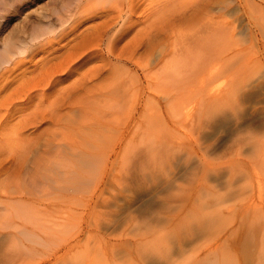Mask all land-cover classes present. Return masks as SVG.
Returning a JSON list of instances; mask_svg holds the SVG:
<instances>
[{"label":"rangeland","instance_id":"rangeland-1","mask_svg":"<svg viewBox=\"0 0 264 264\" xmlns=\"http://www.w3.org/2000/svg\"><path fill=\"white\" fill-rule=\"evenodd\" d=\"M9 1L12 3L8 6L5 5L7 1L4 5H0L1 50L8 39H10V41L13 40L15 43L14 45L29 41L34 27L38 24H46L48 21H50V23L55 22L59 11L66 14L67 17L74 13L75 20L74 23L68 25L65 33L66 37L64 36L65 40H54L51 38L49 41L50 44L44 46L40 44L35 46L33 51L29 54L18 56L16 58V64L12 66L11 70L7 72L3 79H0V157H3L1 158L4 159V164L7 165V163L12 160L15 153L18 154L17 151L19 148L22 147L24 141H26V139L28 140L30 137L35 138L37 135H40L39 137L41 139V145L38 149L34 147V150L32 147L33 149L31 150L33 151L29 152V156L27 155L28 157H26V165L29 164L28 167L30 170H32L31 166L38 163L42 159V156H44L43 154L46 150V147H44L45 145H65L66 141H73V139H75L74 135L65 137L64 133L66 130H63V128H65L67 124L72 126L73 118L75 119L74 124L78 122L79 115L77 111V113L75 111L72 113L70 110L72 114L69 110H67V114L65 111L62 120L64 116H66V118L63 120L64 122L61 120L59 125H56L57 127L54 126V124H40L38 128L31 129L32 127H30L28 123L29 119L34 114H38V112L49 111L51 106L49 103L54 100L57 92H55L54 89L50 90L48 88L49 86L44 85V87L43 84H45L46 81L50 84V81L54 80L53 86L58 85L57 88H59L57 90H59L69 84L70 80L74 81L73 77L77 73H84L86 71L91 74H98L96 70L100 69L99 66L107 64L109 61L105 58L110 57L112 60V68L109 74L113 73L116 78L121 76L122 79L126 81L132 78V80H130L132 84L130 86V92L135 95L134 99H137V97L140 100L142 99L143 105H138V109L136 110L130 109L128 111L131 117L125 122L128 128L127 135H129V153L127 156L119 153L123 143L122 140H120L121 137L118 136V130L114 129L115 135L113 132L109 135L114 136L112 148L116 151L112 152L111 159H107V161L105 157L98 156V159L95 158L100 166L97 167V170L93 168L84 173L82 179L87 177L88 181L86 179V182L85 180L82 182V180V185L81 182L77 183V177L74 179H61L62 181H58L52 185L53 189L54 186L58 187L61 183H65L60 186L61 190L58 187L60 191L56 190L57 187L54 189L56 190L55 192L50 189L51 193L45 196V198L44 196L37 197L35 200V203L37 202L36 205L34 202L31 203V205L34 206H31V208L33 207L32 209L35 210V214H29L31 218H28L27 221L33 218L34 222H36L39 227L38 225L36 227L29 225L34 235H36L30 237L34 239V242L28 241L27 243H30L37 249L35 252L37 255H25L26 251H21L17 258V250L14 251V253H16L14 255L15 257L13 253L11 255V249L15 246V238L7 234L13 229L11 227H5V224L9 221L6 217L0 218V227L2 228V230L0 228V264H205L203 262V259L206 257L205 243L206 245L208 244L205 241L208 238L204 234V231L200 229V240L197 242L196 239H198L199 236H196L198 229L196 218L199 217V213H195L197 217H195V215L188 217L191 214L187 213V211L193 210L194 199L197 195L198 179L202 178L204 174L201 165V155L204 151H207V149L212 156H216V154L219 155L238 128L251 124L257 126L264 121V35L261 32V27H259V25H257L259 28L256 26V20H254V18L252 19L249 14L251 10L248 7L251 8V6L248 5L247 0H210L213 4L212 9H216L212 11L210 15L220 16V21L225 20V24L226 22L228 24L223 25V32L227 34L226 43L234 47L236 46L237 48L235 47V49L240 48L241 55L238 54V56L241 60L238 59L237 63L240 64L239 67L242 72H240V75H243V77L241 76L242 82L240 87L243 88L242 91H244L243 94L245 96L241 104L239 116L231 115L229 121L226 122L225 125L222 124V127L216 126L218 129L215 132L213 129L207 128V126H214V124H210L209 121V123L205 121V123L208 124L203 125L205 117H203L204 115L201 114V112L203 113L204 110L206 111L207 109L211 112L215 108L227 107L229 101L226 97L222 99L219 98L220 101H218L219 99L214 100L216 102L212 100V102L209 103V105H211L207 108L200 106L199 109H196V112L194 110L193 115L189 118L182 115L171 114L172 111L168 106V102L164 99L165 95H161L160 97V104L162 105L153 103L150 104L151 108H149V104L145 101V99L148 98V94H151L150 99L154 98L152 97V93H150L151 88H149V84H147L146 81L147 76L139 65H142L143 62L145 64V62H148V59L150 63L148 62L142 66L153 64V60L157 61V59H161L160 61H162V53L166 51V48L169 49L170 40L169 43L165 42L168 46L163 45V47L161 45L165 50L159 48L161 50V52H159L156 49L148 56L145 54L144 50L141 49L139 53H141V51L143 52L140 55L139 53L135 55L137 60L134 59L135 56L134 58L127 56L128 58L123 61L124 63L113 59L114 57L109 50L115 48L117 52H120L122 51L120 50L122 47L123 50H127L126 47L131 41L136 44L139 41L143 43L145 39L151 35V31L160 27V25L163 24L161 22H165V20L168 19L171 12L170 15H172L175 10H179L177 12H180V10H185L186 7L192 8L196 2L200 0H137L135 8H130V1L132 0H125V2L124 0H119V4L122 7L120 5H118L120 6L118 7L116 6L117 3L114 4L107 0L101 2L95 1L92 5L89 4V2H85L86 0H23L22 3H20V0ZM260 1L261 0H258L257 2ZM18 2L22 4V6L19 5ZM219 8L220 10H218ZM254 15L256 16L255 13ZM164 16L166 19H163ZM160 17H163V21H158ZM114 18H116V20H114ZM216 20L217 19H214L211 23H214ZM107 21H109L108 24ZM154 21L156 25L160 24L155 26ZM223 21L221 22L223 23ZM220 25L221 23L218 26V22H216V25L214 23L212 27L219 28ZM100 26L107 27V34L101 39L99 51L94 50L95 52H85L84 57L79 60V64L75 65L72 63L70 73L58 72L55 74L60 63L64 64V62H70L71 60L76 61L75 58L70 57V52L66 50L67 48L70 50L72 45L76 43V34ZM227 26L228 28H226ZM144 28H147V30ZM179 29L182 28L180 27ZM91 32L95 33V30ZM135 35L136 37H133ZM232 36L234 37L232 38ZM140 38L142 39L140 40ZM179 38L182 39L183 37L179 36ZM234 41L238 42V44ZM114 42L116 45H112ZM60 50L64 53L62 54ZM153 54L154 56H151ZM137 55L142 58H138ZM144 57L147 59L144 60ZM99 58L101 62H99ZM150 59L152 60L150 61ZM94 63L96 65L99 63L97 65L98 67L95 68L96 65ZM109 68L108 66L106 67V69ZM249 69L250 71H248ZM150 71L153 76L157 72V69ZM148 74L151 76L149 72ZM169 79L170 80H167V82H170L172 78ZM220 81L222 82L223 80H219L216 85H219ZM60 85H62V87H60ZM47 107H49V110ZM44 108L47 109L44 110ZM67 116L70 117L67 118ZM69 122H71V124ZM200 122L203 126L199 124ZM60 125L62 126L60 127ZM75 125H77V123ZM118 126L116 125V127ZM21 130L25 132L24 136L19 133ZM205 130H208L207 132L211 131V133L209 137L207 136L208 138L204 137L200 140V146L202 147L199 150L202 151L197 153L192 150V141L195 139V136H198V133L202 136ZM74 133L75 132H73V134ZM64 138L67 139L64 140ZM52 141H54V143ZM75 151L77 152L79 150L75 149ZM69 162L72 161H68V163ZM106 162L108 163L107 166ZM197 176L200 177L196 179ZM3 178L4 176L0 175V182L3 181ZM9 182H13L17 185L19 183L17 181ZM69 182H73L74 184L70 185ZM58 183L60 184L58 185ZM21 184H23V181ZM65 185H67V188ZM209 185L213 186L214 184L211 183ZM68 186H71L69 191L71 192L73 190L72 193L66 191V189L69 188ZM75 186H78L76 192L74 191V188H76ZM62 187H64V189H62ZM22 189L24 191L26 190V188L24 189L23 187ZM5 191V188L1 189L0 206H7L9 204V206L11 205L10 207L7 206L9 209L12 208V206L15 208L14 202L10 203L5 199L8 194H5ZM221 193H223V191ZM59 199H61V201ZM242 202L243 201L237 203L240 209L242 208L241 204L242 206L245 204ZM16 205L18 206V203H16ZM20 208L22 209L23 207ZM37 211H39L40 214L37 215ZM250 213L251 217H253L254 215L252 216V212ZM186 215L188 219L191 218L192 223L190 222L183 225V222L187 219ZM42 216H44V218ZM166 217L173 223H168ZM158 219H162L163 222L159 223V225H164L166 229L170 227L171 230H175L176 227L180 225V227H177L179 228L177 231L181 232L175 234L176 237L180 234V237L174 240L175 244L173 243L170 249L167 248L166 243L161 242L160 244L158 242L160 236L156 231L162 227L156 224L159 221ZM240 219L239 217L237 220L238 222H235L232 226L231 231L235 230V236L233 235V238L231 237L229 246L235 250L234 253H239L244 256L246 247L249 249L255 247V244L251 242L248 237V230L253 228L256 224L261 222L263 224L264 221H260L255 217L253 220H244L240 223ZM177 220L181 221V223ZM1 221L6 223L3 224ZM176 221L177 223H175ZM1 224H3V226ZM183 226L184 228H182ZM3 227H5V229ZM155 228L158 230H155ZM160 231L162 232L163 230L160 229ZM59 232L61 233L59 234ZM164 232L166 233L168 231L164 230L163 233ZM228 234H224L225 236L223 237H226ZM38 236L42 237L38 238ZM249 241L250 244L248 245L247 243H249ZM68 243L71 244L68 246ZM200 243L202 244L200 245ZM245 244H247L246 247ZM202 245L205 247H202ZM144 246H146V248ZM148 250L149 254L152 256L147 253ZM158 250L160 251L157 253ZM253 251L251 250L250 252ZM152 252H156L158 255L155 254L154 256ZM160 252H162L163 255L168 254V258L164 260L165 262L162 260L160 262L155 261V258H157L156 256L161 257L162 254ZM184 252L185 256L183 257ZM246 252L247 255L249 254L253 258L255 257V255L253 256L250 254L249 250ZM22 253H24L25 256H23ZM42 253H44V255H42ZM8 255L9 257H6ZM247 255H245L247 258L246 260H249V258L254 260L252 257H249V255L247 257ZM12 256L17 258L18 261L14 258V260L10 259ZM245 256L243 258H245ZM74 257L76 261H74ZM3 258H9L8 260H11V262L7 261V259L4 262ZM151 258H153V260ZM27 259H29V261H27ZM157 260H159V258H157ZM92 261L95 262L92 263Z\"/></svg>","mask_w":264,"mask_h":264},{"label":"bare ground","instance_id":"bare-ground-1","mask_svg":"<svg viewBox=\"0 0 264 264\" xmlns=\"http://www.w3.org/2000/svg\"><path fill=\"white\" fill-rule=\"evenodd\" d=\"M6 1L7 3L5 4ZM95 1L101 2L103 0H86L85 2H89V4L92 5L95 3ZM107 1L112 2L114 4L117 3L116 6L120 5L119 0H107ZM257 1L247 0L248 5L251 6V8L248 7L251 10L249 14L252 19L254 18V20H256L257 22L256 26L259 25V27H261L260 28L261 32L264 35V0H261L260 2H257ZM22 2L23 0H20V3ZM136 2L137 0L130 1V8H135V6L137 5ZM0 3H1L0 5L5 4L8 6L12 2H10L9 0H2V2ZM20 3L19 5L22 6V4ZM212 6L213 4L211 3L210 0H200L196 2V4L192 8L186 7L185 10H180V12H177L179 10L177 11L175 10V12L173 11L174 13L172 15H170L172 12L169 14L168 19H166L165 16L164 18L162 17L163 19H166L165 22H161L163 24H161L160 27H158L154 31H151L152 33L150 32L151 34L150 36L148 37L145 36L147 38L145 39V41L142 40L144 41L143 43H140L141 41H139L136 44L133 41H131L129 45L127 44L128 45L127 47L124 46L126 47L127 50H123V47L122 49H120L119 47V49L122 50L120 52H117L115 48L109 49V50L112 56L114 57L113 59L119 62H123L128 57L134 58V56L138 54L141 49H143L145 54H147L148 56L152 54L153 51L156 49L157 51L161 52L160 49L165 50L163 48L164 47L163 45L165 46L167 45L165 44V42L169 43V40H170L169 49L165 47L166 51H163L162 53V57H163L162 61H160L161 59L156 58L157 61L153 60V64L142 66L149 62V59H148V62H145V64L143 62L142 65H139L147 76V77L145 76L146 81H147V84H149V88H151L150 93H152L153 95L152 97L154 98V99H150L151 94H148V98L145 99V101L146 103L149 104V106L150 104H153V103L155 104L158 103L159 105H162L160 104V101H161L160 97L161 95L162 96L165 95L164 99L166 100V102H168V106L170 110L173 112V113L171 112V114L179 115V116L182 115L184 117L189 118L190 116L193 115L194 110L196 112V109L197 108L199 109L200 106L207 108L211 105V104L209 105V103L212 102V100L214 101L219 98L222 99L223 97H226L227 100L229 101V104L227 107L217 108V109L212 108L214 110L211 112L209 109H207L206 111L204 110L203 113L200 111L201 114L204 115L203 117H205L203 125L208 124L209 122L210 124H214V126H207V128L209 127L211 130L213 129V131L215 132L218 129L216 128V126L218 127V126H221L222 124L225 125L226 122L229 121L231 115L237 116V117L239 116V113L241 112V104L243 103L245 96L243 94L244 91H242L243 88L240 87V84L242 82L241 76L243 77V75H240V72H241L240 67H239L240 64L237 63V60L239 59L238 54L241 53L240 48L235 49L236 46L234 47L233 45L231 46L226 43L227 34L223 32V27H224L223 25L225 24L224 22L225 20L224 21L221 20L223 21L222 23L219 18L220 16L217 17L214 15L213 16L210 15L212 11L216 10V9L213 10ZM218 10H220V8ZM254 13L256 14V16L254 15ZM74 15L75 14L72 13L71 15L67 17L66 14H63L61 11H59L58 17L55 22L50 23V21H48L46 24L42 23V24L36 25L34 27V30H32V34L30 36L29 41L25 43L22 42L21 44L14 45L15 44L14 41L12 40L13 41L12 42L10 41V39H8V41L5 42L2 50L0 49L1 50L0 52L1 53L0 79H3L4 76L7 74V72L11 70L12 66L16 64L15 62L18 56L29 54L31 51H33L35 46H38L40 44H43V46L46 44H50L49 41L51 40V38L54 40L64 39V36L66 37L65 33L68 28V25L74 23V20H75ZM160 18L158 21L160 20L163 21V19L162 18L160 19ZM214 19H217L214 22L215 25H216V22H218V26L221 23L219 28L216 27L217 29L212 27L214 23H211V21L213 22ZM114 20H116V18H114ZM108 22L109 21H107V24ZM154 25L157 26L156 23ZM225 25H228L227 22ZM102 26L98 28L97 27L92 28V29L90 28L91 30H87L85 32L83 31L79 34H76V39H75L76 43L74 45H72L73 43L71 44L72 47L70 48V50L68 48L67 49L64 48L68 52H70L69 53L70 57L75 58L76 61H72V60L70 62L63 61L64 64L60 63V66L57 68V71L55 74H57L58 72H66V74L70 73L71 68H72L71 66L72 63L75 65L79 64V60L84 57L85 52L90 53L94 50L99 51L100 42L102 41L101 39L103 38V36H106L107 34L106 33L107 27H102ZM180 27L182 29H179ZM229 27L231 28L230 25ZM226 28H228V26ZM93 30H95V33L91 32ZM145 30H147V28ZM104 32H105V35H104ZM56 33H59V34L56 36ZM179 36L183 38L180 39ZM133 37H136V35ZM233 37L234 36H232V38ZM129 38H132V37H129ZM141 39L142 38H140V40ZM235 43L238 44V42H235ZM112 45H116L115 42ZM69 47H70V44H69ZM142 52L143 51H141V53ZM141 53H139V55ZM151 56H154V54ZM139 57L140 56H138V58ZM242 58L244 59L243 56ZM105 59H107L109 62L105 64L104 66L103 65L99 66L100 69L96 70V72L99 75L95 73L91 74L86 71L84 73L76 72L77 74H75L73 77L74 81L70 80L69 84L65 86L63 85L64 87L60 85V87L62 88H60L59 90H57L59 88V87L57 88L58 85L53 86L54 80L51 79L52 81H50L51 82L50 84L52 85H50L46 81V83L43 84V86L44 85L49 86L48 88L50 90L54 89L55 92L57 91L54 97V100L51 101V103H49L51 105L50 110H49V107H47L49 111L38 112V114L37 113L34 114L28 121L30 127H32L31 129H35L36 127L38 128L39 127L38 125L40 124H49V125L54 124V126L56 125L58 126L60 121L62 120L63 114H65L64 113L65 111H66V114H67V110L69 111L71 110L72 113L73 111L75 112L77 111L79 115L78 122H76L77 125H75L76 123L74 124L75 119L73 118V122L72 120L71 122L73 123L72 126L74 128L69 124H67V126L65 125L66 127L63 128V130L64 129L66 130L64 133L65 137L74 135L75 139H73V141L68 140V142L66 141L65 145H59V144L53 145V146L51 145L48 146V144L45 145L44 147H46V150H45V153L43 154L44 156H42V159L39 162L37 161L38 163H35L34 165L31 166L32 170H30V168L28 167L29 164L26 165L27 164L26 157L29 156L28 155L29 152L33 151L31 149H33L34 147H37L38 149V147L41 145L40 144L41 139L39 137L40 135H37L35 138L30 137L28 138V140L26 139V141H24L23 143V146L20 147L19 150L17 151L18 154L15 153L14 157L9 163H7V165L4 164L5 161H3L4 159H2L3 157L2 156H1L2 158L0 157V173H1L0 175L4 176L3 181L0 182V193H1V189L5 188L6 189L5 194L8 193L5 199H7L8 202L10 203L14 202L15 203L14 205L16 206L15 208H17L15 209L12 206V208L9 209V207L11 206V205L9 206V204L8 205L6 204L9 207L0 206V218L2 219L3 217H6L9 220L7 224H5L6 222L5 223H3L2 221L1 222L5 224L6 228L11 227L13 229L12 231L8 232L7 235L15 238L14 239L15 246L13 245L14 247L11 249L12 252H10V254L12 255L13 253V256H14L16 254L14 253V251L17 250V254H16L17 258L19 257V252L21 251L22 252L26 251L25 255L36 254L35 252L37 251V249L33 245H31L30 243L29 244L27 243L28 241L34 242V239L30 237H34L36 235V234L34 235V232L30 229L29 225L36 227L38 224L34 222L33 218L30 221H27V219L31 218L29 214H32V213L35 214V210L32 209L34 206L31 205V203L32 202L35 203V200L37 199V197L44 196L45 198V196H48V194L51 193V190H53V192H55L56 190L60 191L61 190L60 186L63 183L61 184L58 183V185L60 184L58 186L60 190L58 189L57 186H56L57 187L56 190H54L56 188L55 186L52 189V185H54L58 181L59 182L62 181L61 179H65V178L74 179L77 177V183H80L82 180H83L82 182H84V180L86 182V179L88 181L87 177L82 179L84 173L93 168H96L97 170V167L100 166L98 161L95 160V158H97L98 156L105 157L107 161V159L108 160L111 159L110 157L112 155V152L116 151L115 149L112 148L114 136L109 135L111 132H113V134L115 133L114 129L118 130L119 132L118 136L121 137L120 140H122V143H123L122 147H120L121 149L119 153L123 154L124 156L125 155L127 156V154L129 153V140H128L129 135H127L128 128L125 122H127L129 117H131L129 115L130 112L128 111L130 109H135V110L138 109L137 106L138 105L141 106V104L143 103V100L138 99V97L137 99H134L135 95L130 92V89H131L130 86L132 85L130 80H132V78L126 81L125 79H122L121 76L116 78L113 73L109 74V71L112 68L111 67L112 60L110 57H107ZM134 59H136V56ZM146 59L147 58H145L144 60ZM151 60L152 59H150V61ZM99 62H101L100 58H99ZM97 65L95 66V68L98 67ZM107 66L110 68L106 69ZM153 69H157V72L155 73V75L152 76L151 75L152 72L150 70H153ZM248 71H250V69ZM148 72L150 73L151 76H149ZM169 78H172V79L170 82H167V80H170ZM219 80H223V81L222 82L220 81L219 85H216L219 82ZM218 101H220V99ZM47 108H44V110ZM149 108H151V106ZM68 117L70 116H67V118ZM65 118L66 116H64V119ZM119 119L120 120L122 119L121 120L122 122ZM63 120L62 122H64ZM205 121L207 122L209 121V122L205 123ZM71 122L69 123L71 124ZM117 123L119 124V126ZM199 124H201V122ZM62 125H60V127ZM116 125L118 127H116ZM23 129L26 130L25 128ZM207 131L205 130L202 136H200V133H198L197 137L195 136V139L192 141L193 151L197 153H199V151H202V150H199L202 147L200 146V143H201L200 140L204 137H207V136L209 137L211 131L209 132ZM73 132L75 133L73 134ZM19 133L22 134V136L25 135V132H23L22 130ZM66 139L67 138H64V140ZM52 142L54 143V141ZM225 146L226 147L222 149L219 155L216 154V156H212V154L210 153V151H208V149L207 151H204L203 154L201 155V165H202V169H203L202 171L204 174L202 178H199L200 176L199 177L197 176L196 178V179L199 178L197 191H196L197 195H196V198L194 199L193 210H190L189 212L187 211L188 214H191L188 217L194 216L195 213L196 214L199 213V217L195 215V217L198 218V219L196 218L197 220L196 223L198 224L196 236H199L198 239L196 240L197 242H199L200 240L199 233L201 232L200 229H202L204 231V234L208 238L205 241L208 243L207 245L205 243L206 257L205 259H203V262L205 264H264V223L262 224L261 222L259 224L254 225L253 228L251 229L248 228L249 229L247 233L248 237L250 241L255 244V247L254 248L251 247L250 249L247 248L246 247L247 244L248 245L250 244V241H249V243L245 244V247H246L245 249L246 251L249 250V252L251 250L252 251L254 250L253 252H250L251 255L253 256L255 255L254 258L248 254L249 257H252L254 260L250 258L249 260H246L247 258L245 255H247V252L245 250H244L245 258H243L244 257L243 255L239 253L238 254L234 253L235 250L229 246L231 237L233 235L235 236V233H234L235 230L231 231L232 226L235 222H238L237 220L239 217L241 218L240 223H242L244 220H249V219L253 220L255 217L258 218V220L260 221L262 220L264 221V121H262L257 126L255 124H251L249 126H243L241 128H238L237 131L232 135L231 140ZM40 148H39V152H40ZM75 149L79 151L76 152ZM68 161H72V162L68 163ZM107 165L108 163L106 162V166ZM9 181H17L19 183L17 185L13 182L10 183ZM22 181H23V184H21ZM211 183H213L214 185L210 186L209 184ZM69 184L73 185L74 183L69 182ZM66 186L67 185H65V187ZM22 187L24 189L26 188V190L24 191ZM70 187L66 189V191L70 192L69 191ZM75 187L76 188L74 187L72 188H74L75 189L74 191L76 192V190H78L77 189L78 186H75ZM62 189H64V187H62ZM72 191L70 193H72ZM222 191L223 193H221ZM59 200L61 201V199ZM241 201H243L242 203L243 204L245 203V204L243 206L241 204L242 208L240 209L237 203L238 202L241 203ZM16 203H18V206L16 205ZM31 206L33 207L31 208ZM20 207H23V208L21 209ZM17 211H20V212H17ZM250 212H252V216L254 215L253 217H251ZM36 214L37 215L40 214L39 211H37ZM187 215H186V218H187ZM42 217L44 218V216ZM187 219L186 221L183 222V225L191 222V218L188 220ZM167 221L168 223L172 222V221H169V219ZM177 221L175 223H177ZM162 222L163 221L161 219L156 224L159 225V223H162ZM179 222L181 223V221ZM3 224L1 225L3 226ZM161 226H160L161 227L160 229H162L163 231L164 230L168 231V232L163 233V231L161 232L160 229L158 230L157 228H155V230L156 229L158 230L156 231V233H158V235L160 236V238L158 239L159 240L158 242L160 244L161 242L166 243L167 248L170 249L171 248L170 246L173 243L175 244L174 240L180 237L179 236L180 234L177 235V237L175 236L177 232H181V231H177V229H179L177 227H180V225L177 226L175 230H171L170 227L166 229L164 225H161ZM5 227L3 228L5 229ZM182 228H184V226ZM61 232H59V234ZM224 234H228V235H226V237H223L225 236ZM40 237L42 236H38V238ZM19 241L21 242V244ZM69 244L71 243H68V246ZM201 244L202 243H200V245ZM205 246L202 245V247H205ZM144 247L146 248V246ZM164 247H165V244H164ZM159 251L160 250H158L157 253ZM147 253L149 254V250L147 251ZM147 253L145 252L144 254H147ZM157 253L152 252L154 256L155 254L158 255ZM160 253L162 254L161 257L156 256L157 258H159V260L155 258V261L157 262H160L161 260L164 261L168 258V254L163 255L162 252ZM22 254L23 256H25L24 253ZM42 255H44V253H42ZM149 255L152 256L151 254ZM4 256H5V253H4ZM13 256L10 259H13L15 257ZM184 256H185V252H184L183 257ZM6 257H9V255ZM17 258H14V259H17ZM6 259H4L3 261L5 262ZM8 259L7 261L11 262V260H8ZM151 259L153 260V258ZM96 260H97V257H96ZM27 261H29V259H27ZM74 261H76V259ZM94 262L92 261V263Z\"/></svg>","mask_w":264,"mask_h":264},{"label":"clouds","instance_id":"clouds-1","mask_svg":"<svg viewBox=\"0 0 264 264\" xmlns=\"http://www.w3.org/2000/svg\"><path fill=\"white\" fill-rule=\"evenodd\" d=\"M59 33H56V36L58 35Z\"/></svg>","mask_w":264,"mask_h":264},{"label":"snow or ice","instance_id":"snow-or-ice-1","mask_svg":"<svg viewBox=\"0 0 264 264\" xmlns=\"http://www.w3.org/2000/svg\"><path fill=\"white\" fill-rule=\"evenodd\" d=\"M0 2H2V0H0Z\"/></svg>","mask_w":264,"mask_h":264}]
</instances>
